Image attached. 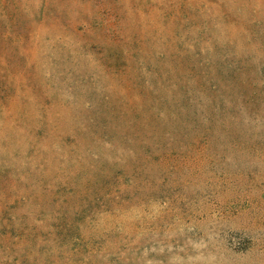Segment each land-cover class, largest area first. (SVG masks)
Wrapping results in <instances>:
<instances>
[{"label": "rangeland", "instance_id": "rangeland-1", "mask_svg": "<svg viewBox=\"0 0 264 264\" xmlns=\"http://www.w3.org/2000/svg\"><path fill=\"white\" fill-rule=\"evenodd\" d=\"M6 3L0 264H264V0Z\"/></svg>", "mask_w": 264, "mask_h": 264}, {"label": "trees", "instance_id": "trees-1", "mask_svg": "<svg viewBox=\"0 0 264 264\" xmlns=\"http://www.w3.org/2000/svg\"><path fill=\"white\" fill-rule=\"evenodd\" d=\"M9 3H6V4H2V6L0 7V10H1V12H0V32H1V30L3 29V18H2V16L5 14H7L8 13V11L10 10V6L8 5ZM12 9L13 10H16V6H13L12 7ZM61 11H62V15H63V17L65 18V21H67V18L68 19H70L71 18V16H72V14L73 13H69V7L66 5V8L65 7H62V9H61ZM19 9H18V14H19ZM95 20H96V14H91V17H90V19H89V23H91L92 25V27H93V25L95 24ZM20 20H17L16 21V23H18ZM70 21L73 23V19H70ZM22 22H24V21H22ZM79 24H81L80 25V27H78L79 29V31H81V29H83V27L85 26L86 28H88L87 26V24L86 23H79ZM67 25L69 26V22L67 23ZM116 39H121V40H118L117 42H118V44H117V42L116 41H114L115 43H113L115 46H116V49H115V51H113L111 54H108V55H105L104 57H100V59H102V61H106V60H112V61H114V62H118V61H120L121 60V57H122V48H123V37H117ZM95 44V43H94ZM98 44V43H97ZM96 44V45H97ZM92 46H94V45H92ZM103 56V55H102ZM204 80H207L208 81V77H207V75H205L204 77ZM201 84V83H200ZM212 87H214V88H209V89H211L210 91H211V93H212V96H215L216 94H219V86H214V85H212ZM216 87V88H215ZM228 90V89H227ZM260 89H258L257 87H255V86H251V88H250V90L248 91V93L246 94H244V96L243 97H246V98H249V99H256L257 97H259V94H262V93H260ZM228 94L230 95V96H232V91L231 90H228ZM205 96L206 95H208V92L207 91H205ZM220 94H222V93H220ZM152 106H154L155 107V104L154 105H152ZM157 109V108H156ZM160 109L161 110H159V111H157L158 113H156V115L158 116V115H160V114H164V113H162L163 112V108L162 107H160ZM166 112H167V108L166 109H164ZM163 117H164V115H162ZM166 116V118H167V115H165ZM169 119V118H168ZM167 119V120H168ZM136 122L138 121V120H135ZM158 121H163V120H158ZM101 125H99L98 127H99V130H100V127ZM169 132V131H168ZM167 131L164 133V136L165 137H167V138H173L172 137V135L170 136L169 135V133H168ZM121 137H123V138H126V140H128V142H130V143H135L136 144V137H135V135H130L127 131H125L124 132V134L121 136ZM170 139V140H171ZM163 146H164V143H163ZM137 147H140L139 149H137V150H135V152H136V154L138 155V150H141V148H144L146 151H150V152H152L151 151V149H154V150H157V149H161V145H159V144H157V143H154V145H149V147L148 146H140V145H137ZM162 152H160V154H161ZM165 153L164 154H161V155H159V160L160 161H163L164 159H165ZM151 158V157H150ZM139 159L140 158H135L134 159V162L132 163V165H131V167H130V169H128L129 170V172H133L134 171V169H135V167H137V165H138V163H139ZM145 161H147L148 159H147V157H144L143 158ZM158 160V159H157ZM44 166V165H43ZM44 167H46V166H44ZM112 173H110V172H105V178H104V185H106V184H109L110 182V180L112 179ZM133 176H134V174H132ZM114 176V175H113ZM64 230H67L66 228H64Z\"/></svg>", "mask_w": 264, "mask_h": 264}]
</instances>
